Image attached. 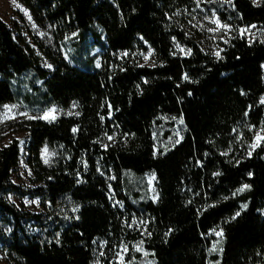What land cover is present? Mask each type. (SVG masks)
Returning <instances> with one entry per match:
<instances>
[{"label": "trees", "instance_id": "obj_1", "mask_svg": "<svg viewBox=\"0 0 264 264\" xmlns=\"http://www.w3.org/2000/svg\"><path fill=\"white\" fill-rule=\"evenodd\" d=\"M19 1L58 42L72 34L80 42L72 61L61 48L40 46L52 65L44 68L35 47L0 17V111L13 102L78 108L52 122L20 124L33 186L11 178L19 140L0 149V250L8 260L92 264L98 239L116 244L127 236L114 191L126 209L146 214V235L132 236L151 256L144 264H210L218 227L221 264H264V146L238 158L226 153L240 128L264 121V42L238 35L220 57L205 52L171 20L194 0ZM232 5L221 11L225 21L264 27V0ZM175 40L190 53L177 52ZM149 48L152 66L128 57ZM164 118L181 121L183 134L157 153L153 131ZM45 145L57 153L52 165L42 160ZM148 172L157 176L156 202ZM10 193L38 198L42 211L20 208Z\"/></svg>", "mask_w": 264, "mask_h": 264}, {"label": "rangeland", "instance_id": "obj_2", "mask_svg": "<svg viewBox=\"0 0 264 264\" xmlns=\"http://www.w3.org/2000/svg\"><path fill=\"white\" fill-rule=\"evenodd\" d=\"M259 3L262 0H253ZM233 0H194L190 8L181 9L172 17V23L181 31L187 39L197 43L205 52L220 57L224 46L236 36H244L250 41L264 42V27L260 25L240 26L229 23L222 18V13H229ZM0 17L3 18L14 30L19 33L24 40L35 47L42 57V66L52 68L47 56L40 46L47 49L57 50L61 48L66 59L72 61L75 54V47L79 46V36L72 34L63 41L58 42L51 26H41L35 19L31 11L19 0H0ZM90 46H95L93 37H90ZM93 44V45H92ZM176 50L182 54L190 53L180 41L175 40ZM91 55L96 56L95 66L101 67V51L95 46L91 49ZM128 57L136 60L141 65H154L157 62L152 49L135 50ZM264 103V96L262 98ZM78 104L73 103L69 107L53 105L43 111L28 107L22 103H7L0 111V149L9 144L13 139H18L22 147V155L18 165L12 173V180L16 184L24 187L33 186V173L31 167L26 163V144L28 133L20 129V124L29 119H42L48 122L55 121L61 116L74 115L77 113ZM172 123V124H171ZM183 127L179 120L171 121V118H164L161 124H157L153 131L155 150L169 149L173 144L182 139ZM111 140L112 137L110 136ZM264 146V121L258 126L240 128L236 132V139L226 152L233 158H238L243 154L252 155L258 148ZM41 157L44 163L52 165L57 157L54 149L47 145L42 148ZM147 185L148 196L153 201L159 199V188L157 176L154 172H148L144 176ZM8 198L22 209L34 212L42 211V206L38 198L18 197L10 193ZM110 198L114 205L121 206L125 211L124 226L127 236L119 243L110 244L104 239L96 241V249L92 264H144L151 261V256L140 245L139 238L147 233V217L145 213H138L125 208V205L118 199L117 193L110 192ZM264 216V210L261 211ZM138 237L133 240L132 236ZM210 255L216 257L210 264H221V252L223 244V232L220 227L211 231ZM1 264H13L0 250Z\"/></svg>", "mask_w": 264, "mask_h": 264}, {"label": "snow or ice", "instance_id": "obj_3", "mask_svg": "<svg viewBox=\"0 0 264 264\" xmlns=\"http://www.w3.org/2000/svg\"><path fill=\"white\" fill-rule=\"evenodd\" d=\"M245 187H249V186H247V185H245ZM243 189H241V191H242ZM238 215V214H237Z\"/></svg>", "mask_w": 264, "mask_h": 264}]
</instances>
